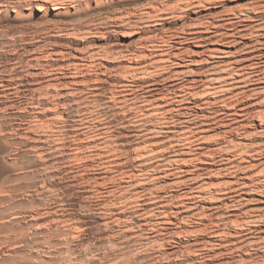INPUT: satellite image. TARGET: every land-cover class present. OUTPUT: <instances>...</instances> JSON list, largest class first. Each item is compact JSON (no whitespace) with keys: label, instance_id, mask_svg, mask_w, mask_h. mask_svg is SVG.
<instances>
[{"label":"rangeland","instance_id":"374dc122","mask_svg":"<svg viewBox=\"0 0 264 264\" xmlns=\"http://www.w3.org/2000/svg\"><path fill=\"white\" fill-rule=\"evenodd\" d=\"M12 1L0 13V264H264V0H78L67 11L46 0ZM165 44L184 50L169 69L186 72L169 74L159 87L176 83L180 95L203 92L214 72L234 70L229 90L218 97L187 94L161 114L156 104L142 111L140 102H112L129 63L138 55L141 65H151ZM92 53L99 74L68 68ZM56 79L76 82L57 88L50 85ZM90 79L99 81L96 89L88 88ZM185 83L191 90L184 91ZM59 130L67 143L81 138L84 149L86 134L110 136L109 145L96 142L104 143L95 158L90 153L87 180L78 165L71 168L69 151L56 168L42 163L35 148L52 146L46 138ZM188 130L198 135L189 150ZM139 143L159 159L137 162ZM179 155L182 173L166 174L163 167ZM140 167L154 171V182L140 186L129 178ZM201 184L215 197L199 199ZM193 205L198 209L186 211Z\"/></svg>","mask_w":264,"mask_h":264},{"label":"bare ground","instance_id":"6f19581e","mask_svg":"<svg viewBox=\"0 0 264 264\" xmlns=\"http://www.w3.org/2000/svg\"><path fill=\"white\" fill-rule=\"evenodd\" d=\"M31 1H36V0H22V1H19V0H17V2H16V4H20L21 2H23V3H32ZM78 0H46V3H49L50 5H52V6H54V8L53 9H55V11H57V10H63L64 9V11H67L68 9H69V7L70 6H72L75 2H77ZM211 1V0H210ZM14 2L12 1V0H0V13H2V11L1 10H3V8H7L8 6H11V4H13ZM189 6L188 5H186V6H184L182 9H186V8H188ZM174 8H175V6H174ZM4 11H6V10H4ZM159 11V10H158ZM168 11V10H167ZM180 11V10H179ZM8 12V11H7ZM7 12H6V14H7ZM155 12V11H154ZM169 12V11H168ZM176 12V11H175ZM178 12V11H177ZM67 13V12H66ZM174 14V13H173ZM178 14H179V12H178ZM168 16V15H167ZM173 16V15H172ZM155 19H159V18H161V16H160V14L159 15H155V16H153ZM152 17V18H153ZM180 17V16H179ZM182 17V16H181ZM115 18H116V16H115ZM122 22H126L127 21V19H125L124 18V15L123 14H121V16L119 15V17H118ZM167 18V17H166ZM177 20V19H176ZM175 20V21H176ZM152 21V20H151ZM154 21V20H153ZM184 21V20H183ZM229 24V23H228ZM183 29V28H182ZM189 38H185V40H188ZM184 40V41H185ZM190 40V39H189ZM192 41V40H191ZM187 43V42H186ZM185 44V43H184ZM189 44V43H188ZM164 45V44H163ZM167 47L164 49V50H161L160 51V53L158 54V56H154V58L155 59H153V61L154 62H152V64L151 65H141V63H139L138 62V59H139V57H138V55H137V57H136V60H132V62H130L129 63V65H128V67L125 69V71H124V73H125V76H124V78H122L121 79V81L119 82L120 83V86H119V89H116V91L117 92H112V94H111V98H110V100L112 101V102H118L119 100H122V102L124 103V104H135L136 105V102H140L141 103V107L140 108H142V111L144 110L143 108H146V107H150L151 105H153V104H156L157 106H158V109L156 108L154 111H155V113L156 112H158V113H160L161 114V112L163 113V112H167V111H172V109H169V107H168V104L166 105V103H170V101H175V102H181V101H183L184 100V97H186L187 96V94H189L190 96H192V97H196V96H198V98L199 97H205V96H208V95H212V96H217V94H219V93H221V92H224L225 90H229V87L228 86H226V85H229V77L230 78H232L233 77V75H234V70H231V72L230 73H227V71L229 70V68H227V69H224L223 70V72H226L227 73V75L225 76V75H216L215 74V72H214V75L213 76H211L209 79H207V81H209L210 83H208V84H206V86L205 87H207L206 89H205V91H203V92H197L196 90H192L191 92L190 91H188L187 93L185 92V94L184 95H180V94H178V91H176L177 90V87H179V85L177 84L176 85V83H174V84H170L169 86H167L166 87V85H163L162 87H159V84H157V81H160V80H163V81H166L167 79H169L171 76H168L169 74H173L172 75V77H180L181 76V74H183L182 72H184V71H181V70H170L169 68L171 67V66H174V65H179V61L177 62V61H175V60H179L180 59V57L183 55L182 53L184 52V50H181L182 48H179L180 50H178V52H172L173 50H171L172 48H173V46L171 45V44H165ZM181 45V44H180ZM154 46V45H153ZM178 49V48H177ZM185 53H187V52H185ZM188 53H189V50H188ZM85 54V53H84ZM191 54V53H190ZM83 55V54H82ZM152 55H154V54H152ZM186 55V54H185ZM189 55V54H188ZM84 56V55H83ZM77 57V56H76ZM82 57V56H81ZM95 55H93V53L90 55L89 54V56L88 57H82L81 59H82V61H85L84 63L85 64H81V63H78V62H74L72 65L70 64L69 66H68V68L69 69H73V72H75V75H76V73L78 72H80L81 70L80 69H87L88 71L89 70H95L96 71V69L95 68H97V67H99V65L96 63L97 61H95L96 59H95ZM142 57V56H141ZM145 57H147V56H145ZM78 58V57H77ZM97 58V57H96ZM148 59V58H147ZM182 60H183V58H181ZM79 60V59H78ZM185 60V59H184ZM80 62V61H79ZM87 62V63H86ZM72 63V62H71ZM83 63V62H82ZM193 63V62H192ZM122 64V63H121ZM191 64V63H190ZM189 64V65H190ZM255 64H257V63H255ZM255 64H254V66H255ZM101 65V64H100ZM116 65V64H115ZM259 65V64H258ZM63 66V65H62ZM228 66V65H227ZM253 66V67H254ZM105 67V66H104ZM176 68V67H175ZM232 68H236V67H232ZM100 69V68H99ZM190 69V68H189ZM238 69V68H237ZM183 70V69H182ZM227 70V71H226ZM98 71V70H97ZM96 71V73H98ZM103 71H105V69L103 70ZM191 71V70H190ZM189 71V72H190ZM230 71V70H229ZM89 72H91V71H89ZM186 72V71H185ZM185 72H184V74H185ZM192 73V72H191ZM219 73V72H218ZM221 73V72H220ZM241 73V72H240ZM239 73V74H240ZM254 73V72H253ZM252 73V74H253ZM99 74V73H98ZM199 74V73H198ZM235 74H237L236 73V71H235ZM83 75V74H82ZM90 75V74H89ZM250 75V74H249ZM98 76V75H97ZM195 76V75H194ZM239 76V75H238ZM252 76V75H251ZM111 77V76H110ZM169 77V78H168ZM234 78V77H233ZM252 78V77H251ZM179 79H181V78H179ZM235 79V78H234ZM102 80V79H101ZM116 80V79H115ZM175 80V79H174ZM223 80V81H222ZM232 80V79H231ZM71 82H69V81H67V80H62V81H60V80H55L52 84H50V85H53V87L55 86V87H57L58 88V86H66L67 84H69V85H71L72 83H75L76 82V80H70ZM81 81H83V80H81ZM168 81V80H167ZM190 81V80H189ZM188 81V82H189ZM196 81V80H195ZM222 81V82H221ZM66 82H67V84H66ZM103 82V81H102ZM152 82V83H151ZM194 82V81H193ZM192 82V83H193ZM203 82V81H202ZM238 82V81H237ZM242 82V81H241ZM80 83V82H79ZM79 83H78V85H79ZM82 83V82H81ZM96 83H99V81H97V80H94V79H90L89 80V82H88V88H90V87H93V88H91V89H96ZM160 83V82H159ZM195 83V82H194ZM205 83H206V81H205ZM228 83V84H227ZM232 83V82H231ZM77 85V84H76ZM81 85H83L84 86V84H81ZM119 85V84H118ZM185 85H186V83H185ZM82 86V87H83ZM86 86V85H85ZM117 86V85H116ZM197 86V85H196ZM199 86V85H198ZM197 86V87H198ZM230 86V85H229ZM68 87V86H67ZM74 87V86H73ZM113 87V86H112ZM166 87V88H165ZM182 87V86H181ZM184 87V86H183ZM193 87V86H192ZM204 87V86H203ZM77 88V87H76ZM185 88H188V89H184V91H186V90H191V89H189V88H191V86H189V85H186L185 86ZM194 88V87H193ZM231 89V88H230ZM114 90V89H113ZM178 90L179 91H181V90H183V89H179L178 88ZM94 91V90H93ZM74 92L75 91H73L72 92V97L73 98H75L77 95L76 94H78V93H76V94H74ZM181 92H183V91H181ZM227 92V91H226ZM229 92V91H228ZM227 92V93H228ZM226 93V94H227ZM230 93H231V91H230ZM41 94V93H40ZM43 94V93H42ZM95 94V93H94ZM59 95V94H58ZM186 95V96H185ZM225 95V94H224ZM223 95V96H224ZM219 96V95H218ZM217 96V97H218ZM56 97V96H55ZM77 97H79V95L77 96ZM81 97V96H80ZM181 98V99H178V98ZM216 97V98H217ZM205 98H207V97H205ZM212 98H215V97H212ZM80 99V98H79ZM79 99H77V101L79 100ZM56 100V99H55ZM189 100V99H188ZM198 100V99H197ZM201 100H202V98H201ZM206 100V99H205ZM227 100V99H226ZM225 101V100H224ZM156 102H158V103H156ZM207 102V101H206ZM212 102V101H211ZM54 103H55V101H54ZM53 103V104H54ZM184 103V102H183ZM57 104H58V107H56V106H54L56 109V111H55V113L56 114H58L59 113V110L60 109H58L59 108V103L57 102ZM81 104V103H80ZM176 104V103H175ZM209 104V103H208ZM214 104H216V103H214ZM213 104V105H214ZM54 105H56V104H54ZM139 105V104H138ZM127 106H129V105H127ZM137 106V105H136ZM178 106V105H177ZM64 107V106H63ZM66 108V107H65ZM137 108V107H136ZM139 108V109H140ZM45 109V108H44ZM53 109V108H52ZM52 109H50V111L52 110ZM147 109V108H146ZM152 109V108H151ZM180 110L182 109V108H179ZM185 109V108H184ZM187 109V108H186ZM123 110V109H122ZM137 110V109H136ZM45 111H47V109L45 110ZM53 111V110H52ZM177 111H178V109H177ZM181 112V111H180ZM44 113H46V112H44ZM145 113V112H144ZM154 113V114H155ZM168 113H170V112H168ZM62 114V113H61ZM146 114V113H145ZM184 114V113H183ZM39 116V115H38ZM59 116V115H58ZM168 117V116H167ZM46 118V117H45ZM58 118V117H57ZM157 118V117H156ZM170 118V117H169ZM63 119V118H62ZM150 119V118H149ZM162 119V118H161ZM174 119V118H173ZM35 120V119H34ZM47 120V119H46ZM55 120V119H54ZM70 120V119H69ZM89 120V119H88ZM145 120V119H144ZM41 121H42V119H41ZM40 121V122H41ZM199 121V120H198ZM44 122V121H43ZM88 122V121H87ZM167 122V121H166ZM215 122V121H214ZM70 123H71V121H70ZM89 123V122H88ZM96 123V122H95ZM36 124V123H35ZM48 124V123H47ZM54 124V123H53ZM78 124V123H77ZM83 124V123H82ZM33 125V124H32ZM42 125H43V123H42ZM44 125H45V123H44ZM43 125V126H44ZM56 125V124H55ZM66 125V124H65ZM48 126V125H47ZM46 126V127H47ZM51 126V125H50ZM231 126V125H230ZM30 127V126H29ZM45 127V126H44ZM45 127V128H46ZM93 127V126H92ZM186 127V126H185ZM40 128V127H39ZM51 127H49V129H50ZM73 128V127H72ZM78 128V127H77ZM194 128V127H193ZM44 128H42V130H43ZM48 129V128H47ZM46 129V130H47ZM52 129V128H51ZM89 129V128H88ZM29 130V129H28ZM36 130V129H35ZM45 130V131H46ZM58 130V129H57ZM56 130V131H57ZM78 130V129H77ZM79 130H80V128H79ZM97 130V129H96ZM195 130H197V129H195ZM204 131H205V129H203ZM31 131V130H30ZM37 131V130H36ZM51 131V130H50ZM54 131H55V129H54ZM69 131V130H68ZM75 131V130H74ZM84 131V130H83ZM92 131V130H91ZM109 131V130H108ZM108 131H106V133L108 132ZM189 131V132H188ZM187 132V134H184V140H183V142H185L184 143V147H186V149H191L192 147V144L195 142V140H197L196 138L198 137V135L197 136H195V135H193L194 134V132L192 131H190V130H188ZM228 131V130H227ZM33 132V131H32ZM44 132V131H43ZM48 132V131H47ZM47 132H44V134H46ZM79 132V131H78ZM85 132V131H84ZM96 132V131H95ZM232 132V131H231ZM49 133V132H48ZM87 133V132H86ZM91 133V132H90ZM89 133V134H90ZM39 134V133H38ZM71 134V133H70ZM83 134H85V133H83ZM47 135V134H46ZM49 135V134H48ZM47 135V136H48ZM51 135V134H50ZM87 135V137H86V142H84V143H86L85 145H86V148L84 149V148H82V146L84 145L83 143H82V141L81 142H79L80 141V139L81 138H79V137H73V140L71 139V141L72 142H70V143H67L66 141H67V139H65L64 138V133L62 132V131H60L59 130V132L58 133H56V134H54V135H52V136H49L48 138H46V145H47V143H52V146H49V144H48V146H44V147H41V148H35V150L37 151V152H39L40 154H39V157L41 158V160H42V163L44 164V166H46V168L47 169H51V168H56L59 164H60V161L61 160H63L65 157H66V155H65V153L67 152V151H69V153L67 154V158H69V162H70V165L72 166L71 168H74L73 166L75 165H78V168L79 169H81V171H79V172H81V176L79 177V175H78V177L80 178V179H82V180H84L85 179V176H87L86 175V170H87V165H86V162H88V161H90L89 159H90V153H96V151H98V150H96L99 146V144H103L104 142H106L107 144H108V140L107 139H109L110 138V136H108L107 134H105V133H103V134H94V131H93V134H91V135H88V134H86ZM85 135V136H86ZM217 135V134H216ZM81 136V135H80ZM83 136V135H82ZM81 136V137H82ZM209 136V135H208ZM207 136V137H208ZM115 138V137H114ZM201 138V137H200ZM102 139H104V142L103 143H99V144H97L96 145V142H98V141H100V140H102ZM40 140H42V139H40ZM172 140V139H171ZM175 140H177V139H175ZM114 142H115V140H114ZM105 143V144H106ZM113 143V142H112ZM144 143V142H143ZM107 144H106V146H107ZM151 144V143H150ZM155 144V143H154ZM109 145V144H108ZM40 146V145H39ZM38 146V147H39ZM105 146V145H104ZM169 146V145H168ZM100 147H101V145H100ZM34 148V147H33ZM32 148V149H33ZM112 147H110V149H111ZM153 148V147H152ZM151 147H150V145H148V144H144V145H141L140 143L137 145V147H136V149H135V151H134V153H133V155H134V159H136L137 160V162L139 161L140 162V164H144L143 162H150L151 161V159L154 157V155H155V150L154 149H152ZM163 148V147H162ZM172 148V147H171ZM231 148V147H230ZM99 149V148H98ZM104 149V148H103ZM185 149V148H184ZM105 150V149H104ZM108 150V149H107ZM107 150H105V151H107ZM113 150V149H112ZM188 150H184V152H187V153H190ZM100 151V150H99ZM104 151V152H105ZM110 151V150H109ZM101 152V151H100ZM99 152V153H100ZM103 152V151H102ZM101 152V153H102ZM118 151L115 149V151H114V156H115V154L117 153ZM165 153H166V151H164ZM176 152V151H175ZM183 152V153H184ZM192 152V151H191ZM112 153V152H111ZM162 153V152H161ZM160 153V154H161ZM238 153V152H237ZM244 153V152H243ZM85 154H88V156L86 155L85 156ZM108 154V153H107ZM110 154V153H109ZM108 154V155H109ZM182 154V153H181ZM180 154V155H181ZM51 155H58V158L56 159V160H51L49 157L51 156ZM94 155V154H93ZM96 155V154H95ZM95 155H94V158H95ZM102 155V154H101ZM173 155V154H172ZM178 156V157H174V158H171V160H169L167 163V165H165L164 167H163V169H165V173L167 174L170 170H173L174 169V171L176 170V171H178L177 172V174L179 173V172H181L182 173V171H183V169H181V167H179L180 165V163H182L184 160H183V155L182 156ZM238 155H240V154H238ZM104 156H105V154H104ZM113 156V155H112ZM111 156V158L110 159H114V157H112ZM118 156V155H117ZM153 156V157H152ZM185 156V155H184ZM103 157V156H102ZM101 157V159H103ZM133 157V156H132ZM151 157V158H150ZM239 157V156H238ZM56 158V157H55ZM54 158V159H55ZM99 158V157H98ZM154 158H156V159H159L158 158V156H157V154H156V156L154 157ZM91 159H92V157H91ZM161 160H163L164 158H160ZM238 159V158H237ZM93 160V159H92ZM97 160V159H96ZM100 160V159H99ZM102 161V160H101ZM106 161V160H105ZM160 161V160H159ZM244 161V160H243ZM242 161V162H243ZM54 163L53 164V166H50V164L51 163ZM62 162V161H61ZM68 162V163H69ZM97 162V161H96ZM111 162V161H110ZM115 162V161H114ZM157 162V161H156ZM165 162V161H164ZM94 163H95V160H94ZM106 163L107 162H105V164H103V166H106ZM147 163V164H148ZM158 163V162H157ZM66 164V163H65ZM98 164H99V161H98ZM109 164V163H108ZM120 164V163H119ZM182 164H184V163H182ZM181 164V165H182ZM101 165V164H100ZM151 165V164H150ZM175 165H178V167L177 168H175L174 166ZM241 165L239 164V166H238V168H241L240 167ZM101 167V166H100ZM147 167V166H146ZM150 167V166H149ZM124 167H122V166H114L113 167V170H114V172L116 173V174H120L121 173V171H123L122 173H124V169H123ZM235 169V168H234ZM247 169V168H246ZM98 170V169H97ZM239 170V169H238ZM45 171V170H44ZM56 171H58L59 172V170H56ZM139 171V172H138ZM138 173H134V171H133V173L135 174V175H128V174H130V173H126L128 176H129V178L131 179V178H133V177H136V182L141 186H143V184H145V183H147L148 182V180H150V181H153L154 182V180L156 179V174L154 175V171H152L151 172V170L149 171V169H148V171H147V169H144V167H140L139 169H138ZM174 171H172V172H174ZM263 171V170H262ZM185 172H186V170H185ZM200 172V171H199ZM74 173V172H73ZM121 173V174H122ZM155 173H156V171H155ZM63 174V173H62ZM132 174V173H131ZM169 174H171V173H169ZM213 174V173H212ZM219 174V173H218ZM200 175V174H199ZM46 176V175H45ZM57 176V175H56ZM201 176V175H200ZM78 177H76V178H73V179H75V180H77L78 179ZM88 177V176H87ZM167 177V176H166ZM176 177V176H175ZM52 178V177H51ZM59 178V177H58ZM54 179V178H53ZM105 179V178H104ZM52 180V179H51ZM85 180H87V179H85ZM160 180V179H159ZM46 181V180H45ZM67 181V180H66ZM79 181V180H78ZM108 181V180H107ZM134 181V180H133ZM149 181V182H150ZM179 181V183H180V181L181 180H178ZM205 181V180H204ZM85 181H83L82 183H84ZM88 182V181H87ZM103 182V181H102ZM119 182V181H118ZM130 182V181H129ZM152 182V183H153ZM47 183H48V181H47ZM51 183V182H50ZM89 183V182H88ZM132 183V182H131ZM130 183V184H131ZM184 183V182H183ZM197 183V182H196ZM57 184V183H56ZM68 184V183H67ZM76 184V183H75ZM103 184V183H102ZM111 184V183H110ZM113 184V183H112ZM175 184V183H174ZM188 184V183H187ZM207 184V183H206ZM86 185V184H85ZM108 185V184H107ZM137 185V184H136ZM74 186V185H73ZM88 186V185H87ZM130 185H128V187H129ZM138 186V185H137ZM145 186V185H144ZM178 186V185H177ZM207 186V185H206ZM206 186L203 184H201L199 187H198V192H199V194H203V195H196L199 199L200 198H207V197H211V198H213V197H215V194H216V192H210V191H208V189H206ZM70 187V186H69ZM72 187V186H71ZM80 187V186H79ZM83 187V186H82ZM103 187H105V186H103ZM42 189L43 190H46V186H43L42 187ZM47 189H48V186H47ZM157 189H159V188H157ZM50 190V189H49ZM61 190V189H60ZM120 190V189H119ZM140 190V189H139ZM55 191V190H54ZM218 191V190H217ZM107 192V194H108V196H112L113 195V193H115V191H106ZM105 192V193H106ZM155 192V191H154ZM193 192V191H192ZM41 193V192H40ZM49 193V192H48ZM83 193V192H82ZM103 192H101L99 189H97V190H95L94 192H93V194L96 196V198H101L102 196H103V194H102ZM130 193V192H129ZM149 193V192H148ZM51 194V193H50ZM55 195H56V193H55ZM105 195V194H104ZM115 195V194H114ZM124 195V194H123ZM122 195V196H123ZM129 195V194H128ZM138 195V194H137ZM155 195V194H154ZM187 195V194H186ZM80 196V195H79ZM141 196V195H140ZM190 196V195H189ZM195 196V195H194ZM82 197V196H81ZM92 197V196H91ZM136 197V196H135ZM157 197V196H156ZM55 198V197H54ZM95 198V197H94ZM99 198V199H100ZM106 198V197H105ZM120 198V197H119ZM137 198V197H136ZM149 198V197H148ZM189 198V197H188ZM192 198V197H191ZM135 199V198H134ZM192 199H194V197L192 198ZM201 199V200H202ZM86 200V199H85ZM96 200V199H95ZM103 200V199H102ZM101 199H100V201H102ZM140 200V199H139ZM197 200V199H196ZM201 200H199V201H201ZM207 200H208V198H207ZM210 200V199H209ZM234 200V199H233ZM239 200V199H238ZM109 201V200H108ZM127 201V200H126ZM153 201V200H152ZM236 201V200H235ZM202 202V201H201ZM216 202H218V201H216ZM106 203V202H105ZM124 203V202H123ZM239 203V202H238ZM64 204V203H63ZM115 204V203H114ZM125 204H126V202H125ZM241 204V203H240ZM155 205V204H154ZM187 205V204H186ZM190 205V204H189ZM230 205V204H229ZM236 205V204H235ZM102 206V205H101ZM115 206V205H114ZM136 206V205H135ZM152 206V205H151ZM198 205H193V206H191V207H187L188 208V210H186V211H193V210H195L196 209V207H197ZM92 207H93V205H92ZM133 207V206H132ZM139 207V206H138ZM185 207V206H184ZM98 208V207H97ZM117 208V207H116ZM200 208V207H199ZM86 209V208H85ZM106 209V208H105ZM107 209H108V206H107ZM197 209H198V207H197ZM91 210V209H90ZM95 210V209H94ZM109 210H111V209H109ZM116 210H118V209H116ZM133 210V209H132ZM152 210V209H151ZM264 210V209H263ZM48 211V210H47ZM102 211H103V208H102ZM106 211V210H105ZM155 211V210H154ZM161 211V210H160ZM198 211V210H197ZM207 211V210H206ZM205 211V212H206ZM87 212H89V211H87ZM93 212V211H92ZM142 212V211H141ZM163 212V211H162ZM60 213V212H59ZM66 213V212H65ZM122 213V212H121ZM186 213V212H185ZM190 213V212H189ZM100 214V213H99ZM105 214H106V212H105ZM107 214H109V213H107ZM164 214H166V213H164ZM183 214V213H182ZM202 214H204V213H202ZM49 215V214H48ZM94 215H95V213H94ZM115 215V214H114ZM155 215V214H154ZM163 215V214H162ZM196 215V214H195ZM113 216V215H112ZM150 216V215H149ZM106 217V216H105ZM204 217V216H203ZM264 217V216H263ZM109 218V217H108ZM149 218V217H148ZM163 218V217H162ZM62 219V218H61ZM158 219H161V218H158ZM261 219H263V218H261ZM118 220V219H117ZM170 220V219H169ZM183 220V219H182ZM258 220V219H257ZM109 221V220H108ZM131 221V220H130ZM158 221V220H157ZM159 222V221H158ZM167 222V221H166ZM165 222V223H166ZM170 222V221H169ZM183 221H181V223H182ZM230 222V221H229ZM234 222V221H233ZM233 222H232V224H233ZM257 222H259V220L257 221ZM262 222V221H261ZM70 223V222H69ZM79 223V222H78ZM138 223V222H137ZM159 223H161V225L163 224L162 222H159ZM164 223V224H165ZM171 223H173V222H171ZM170 223V224H171ZM175 223V222H174ZM184 223V222H183ZM231 223V222H230ZM235 223H238V222H235ZM234 223V224H235ZM109 224V223H108ZM167 224V223H166ZM169 224V225H170ZM208 224V223H207ZM233 224V225H234ZM239 224V223H238ZM51 225V224H50ZM56 225V224H55ZM74 225V224H73ZM122 225V224H121ZM227 225V224H226ZM245 225V224H244ZM60 226V225H59ZM66 226V225H65ZM168 226V225H167ZM219 226V225H218ZM236 226V225H235ZM243 226V225H242ZM246 226V225H245ZM68 227V226H67ZM156 227H158V226H156ZM73 228V227H72ZM81 228V227H80ZM167 228V227H166ZM179 228H180V226H179ZM206 228V227H205ZM213 228V227H212ZM239 228V227H238ZM63 229V228H62ZM121 229V228H120ZM156 229V228H155ZM202 229V228H201ZM81 230V229H80ZM132 230V229H131ZM206 230V229H205ZM218 230V229H217ZM220 230V229H219ZM241 230V229H240ZM77 231H78V228H77ZM125 231H127V230H125ZM155 231H157V230H155ZM212 231V230H211ZM130 232V231H129ZM143 232V231H142ZM171 232V231H170ZM177 232V231H176ZM182 232V231H181ZM185 232V231H184ZM199 232V231H198ZM206 232V231H205ZM168 233V232H167ZM178 233V232H177ZM217 233V232H216ZM79 234H80V232H79ZM181 234V233H180ZM163 235V234H162ZM205 235V234H204ZM220 235V234H219ZM226 235V234H225ZM182 236V235H181ZM187 236V235H186ZM213 236V235H212ZM229 236V235H228ZM236 237V236H235ZM150 238V237H149ZM51 240V239H50ZM129 241V240H128ZM224 241V240H223ZM237 241V240H236ZM49 242V241H48ZM202 242V241H201ZM241 242V241H240ZM243 242V241H242ZM197 243V242H196ZM204 243V242H203ZM214 244V243H213ZM197 245V244H196ZM192 246V245H191ZM214 248V247H213ZM244 248V247H243ZM197 249V248H196ZM217 249H219V248H217ZM194 250H195V248H194ZM190 251V250H189ZM196 251V250H195ZM228 255V254H227ZM218 256V255H217ZM209 257V256H208ZM215 258V257H214ZM220 259V258H219Z\"/></svg>","mask_w":264,"mask_h":264}]
</instances>
